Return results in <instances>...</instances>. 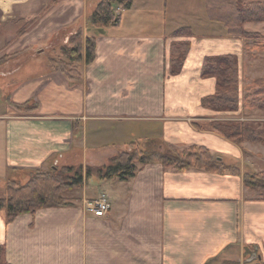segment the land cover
Returning a JSON list of instances; mask_svg holds the SVG:
<instances>
[{
	"label": "crops",
	"instance_id": "crops-1",
	"mask_svg": "<svg viewBox=\"0 0 264 264\" xmlns=\"http://www.w3.org/2000/svg\"><path fill=\"white\" fill-rule=\"evenodd\" d=\"M96 3L0 0V178L51 164L104 165L135 141L204 147L229 170L145 163L126 180L90 177L66 206L21 214L10 223L0 211L7 262L264 264V199L243 182L245 174L262 171L264 146L235 143L208 127L264 116L201 104L216 86L215 78L201 75L206 56H237L241 93L245 77L255 78L244 66V39L210 21L205 0H133L116 10L118 25L102 29L87 23ZM256 24L264 22L244 28L263 34ZM75 27L83 39L95 40V58L88 64L81 59L71 79L48 54H39ZM178 28L191 34L173 36ZM178 40L190 48L172 75L169 50ZM101 194L110 209L96 217L90 203Z\"/></svg>",
	"mask_w": 264,
	"mask_h": 264
},
{
	"label": "trees",
	"instance_id": "trees-1",
	"mask_svg": "<svg viewBox=\"0 0 264 264\" xmlns=\"http://www.w3.org/2000/svg\"><path fill=\"white\" fill-rule=\"evenodd\" d=\"M133 0H98L90 11L87 23L97 29L116 26L121 15L116 10L131 7ZM207 18L221 23L227 35L251 41L250 46L243 44V61L247 66V58H255L264 53V35L247 31L246 23L264 22V1L245 0H205ZM188 28H178L173 36H189ZM190 48L187 40L174 41L169 50V72L178 74ZM60 54L66 60L50 58V63L74 79L78 75V62L84 59L91 63L95 58V40L92 37L83 39L79 30L73 36L71 45L60 48ZM201 75L215 78V92L201 99V104L214 111L234 112L242 110L244 116L254 113L264 116V75L245 79L242 93L240 88V67L235 54L206 56L203 60ZM25 108L31 107L24 104ZM23 106V107H24ZM208 127L226 139L235 143L249 142L264 146V121H211ZM143 143V144H142ZM135 150H122L100 166L55 165L46 169L12 170L6 178L3 194L0 196V211L5 213V222L10 223L18 215L34 214L38 209L62 207L69 204L65 193L80 188L85 180L96 177L99 180L117 178L126 180L133 177L138 165L158 162L165 169L183 171L186 169L204 170L207 172H223L229 170L219 160L212 157L204 147L190 146L179 151L173 145L155 141H135ZM152 144V148L149 146ZM27 172V179L22 182L15 173ZM244 186L264 199V171L251 172L244 175ZM0 264H10L6 260L4 245H0Z\"/></svg>",
	"mask_w": 264,
	"mask_h": 264
},
{
	"label": "rangeland",
	"instance_id": "rangeland-1",
	"mask_svg": "<svg viewBox=\"0 0 264 264\" xmlns=\"http://www.w3.org/2000/svg\"><path fill=\"white\" fill-rule=\"evenodd\" d=\"M95 1H98V0H91V3H92L91 5H93V3ZM89 13H90V9H89ZM253 28H255L256 30L261 31L264 34V25L256 24V25H254ZM79 30H80L79 28L75 27L74 30L72 31V33H70L68 30L63 32L62 35L58 36L57 39L53 40V42H52L50 47H47L46 49H44L43 52L41 51V53L39 55L48 54V56H50L51 58H57L59 60H62V59L66 60L63 56H61L60 48L62 46H66V47L70 46L71 45V41L73 39V36ZM63 35H65V37H67V39L62 42V40H60V39L63 37ZM244 43L245 44L247 43L250 46L251 41L244 40ZM34 53H36V52H34ZM247 66H248V69L250 70V76L258 77V76L264 75V53L258 54L255 58L248 57L247 58ZM245 78L249 79V76H246ZM254 114L257 115V116L261 115V114H257V113H254ZM142 142H144V141H142ZM174 147H176V146H174ZM189 147L190 146L176 147V148H178L179 151H183V150H187ZM135 148H136V144L130 145L127 148H125L124 150L132 151V150H135ZM58 166H60V165H58ZM258 167H259L260 170L264 171V161L260 162ZM13 176H17L19 179H21L22 182H24L27 179V172L21 171V172L16 173V174L14 173ZM5 185H6V178H4V177L0 178V196L4 192ZM73 191L75 192V190H73ZM73 191L72 192L69 191L71 193H69L67 191L64 194L65 198L67 200L72 199V197L75 196V193H73Z\"/></svg>",
	"mask_w": 264,
	"mask_h": 264
},
{
	"label": "built area",
	"instance_id": "built-area-1",
	"mask_svg": "<svg viewBox=\"0 0 264 264\" xmlns=\"http://www.w3.org/2000/svg\"><path fill=\"white\" fill-rule=\"evenodd\" d=\"M110 209V202L105 194H101L98 198L90 203V210L96 217H103Z\"/></svg>",
	"mask_w": 264,
	"mask_h": 264
},
{
	"label": "bare ground",
	"instance_id": "bare-ground-1",
	"mask_svg": "<svg viewBox=\"0 0 264 264\" xmlns=\"http://www.w3.org/2000/svg\"><path fill=\"white\" fill-rule=\"evenodd\" d=\"M6 4V3H5Z\"/></svg>",
	"mask_w": 264,
	"mask_h": 264
}]
</instances>
